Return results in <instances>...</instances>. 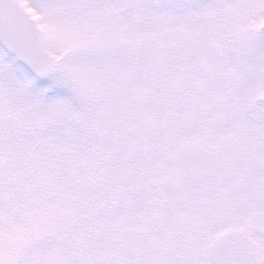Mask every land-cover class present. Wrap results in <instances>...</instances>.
Returning <instances> with one entry per match:
<instances>
[{
  "label": "snow or ice",
  "instance_id": "obj_1",
  "mask_svg": "<svg viewBox=\"0 0 264 264\" xmlns=\"http://www.w3.org/2000/svg\"><path fill=\"white\" fill-rule=\"evenodd\" d=\"M0 264H264V0H0Z\"/></svg>",
  "mask_w": 264,
  "mask_h": 264
}]
</instances>
